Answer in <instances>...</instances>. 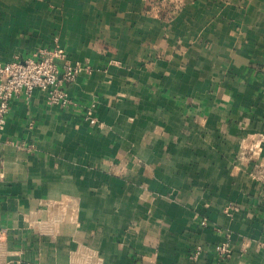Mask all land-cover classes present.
<instances>
[{
    "label": "crops",
    "instance_id": "obj_1",
    "mask_svg": "<svg viewBox=\"0 0 264 264\" xmlns=\"http://www.w3.org/2000/svg\"><path fill=\"white\" fill-rule=\"evenodd\" d=\"M102 6L0 0V63L77 68L9 100L0 264H264V3Z\"/></svg>",
    "mask_w": 264,
    "mask_h": 264
},
{
    "label": "built area",
    "instance_id": "obj_2",
    "mask_svg": "<svg viewBox=\"0 0 264 264\" xmlns=\"http://www.w3.org/2000/svg\"><path fill=\"white\" fill-rule=\"evenodd\" d=\"M76 73L77 68L57 43L51 49L37 50L30 57L0 63V126L8 111L9 100L22 91L29 94L41 89L48 92L50 103L68 105L70 99L63 86L72 82ZM90 122L94 123L95 119L90 118ZM215 250L220 257H227L232 251L228 241L216 245Z\"/></svg>",
    "mask_w": 264,
    "mask_h": 264
},
{
    "label": "rangeland",
    "instance_id": "obj_3",
    "mask_svg": "<svg viewBox=\"0 0 264 264\" xmlns=\"http://www.w3.org/2000/svg\"><path fill=\"white\" fill-rule=\"evenodd\" d=\"M87 4L94 2L103 5V8L112 7H133L142 4L143 12L152 16H156L162 20H168L181 12L186 4L202 3V4H218L221 8H230L227 3L232 2H249L251 8L261 10V4L264 0H84ZM117 8V7H116ZM208 17L215 13V10L205 9Z\"/></svg>",
    "mask_w": 264,
    "mask_h": 264
}]
</instances>
